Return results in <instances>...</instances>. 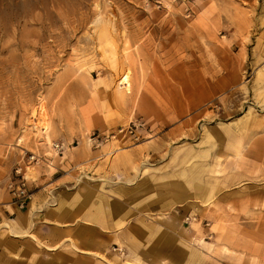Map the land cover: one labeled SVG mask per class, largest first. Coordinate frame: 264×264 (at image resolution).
<instances>
[{"label": "rangeland", "instance_id": "374dc122", "mask_svg": "<svg viewBox=\"0 0 264 264\" xmlns=\"http://www.w3.org/2000/svg\"><path fill=\"white\" fill-rule=\"evenodd\" d=\"M131 181L151 237L84 264H264V0H0V239Z\"/></svg>", "mask_w": 264, "mask_h": 264}, {"label": "crops", "instance_id": "0c3cea01", "mask_svg": "<svg viewBox=\"0 0 264 264\" xmlns=\"http://www.w3.org/2000/svg\"><path fill=\"white\" fill-rule=\"evenodd\" d=\"M135 184L133 181L131 183L116 182L115 191L107 193L104 201L100 199L99 203L94 201L90 211L85 210L84 200L80 199L77 192L76 195L72 190L60 189L62 197L59 205L56 204L50 209L45 208L39 214L32 216L25 215L24 211L18 212L13 218L16 222L14 228L9 225L18 235L10 234L7 229L8 233L0 239V257L2 256L1 260L4 261L3 263L0 260V264H36L31 263L30 260L33 250L37 249L32 241H39L41 246L53 250L55 254L59 252L58 248L65 246L63 248H67L73 256L71 259L73 264H84L85 251L92 250L101 254L107 250L109 244L115 241L124 244L125 237H134L137 241L141 239L143 243L144 238L151 236L147 234L145 227L136 221V216H133L132 196L122 191L123 188H131ZM177 202L174 199H168L171 205ZM172 221L178 223V220L173 218ZM28 241L30 244L27 245ZM137 241L132 242L130 248V252L136 258L132 249L137 248L141 253L148 252L143 246L138 247ZM163 248L164 244H158L157 254L167 253L172 255L173 259L177 258L175 249L172 252L170 250L166 252ZM9 254L13 255V259H10ZM64 259L68 261L67 258ZM56 264L61 263L56 262Z\"/></svg>", "mask_w": 264, "mask_h": 264}, {"label": "bare ground", "instance_id": "6f19581e", "mask_svg": "<svg viewBox=\"0 0 264 264\" xmlns=\"http://www.w3.org/2000/svg\"><path fill=\"white\" fill-rule=\"evenodd\" d=\"M120 85H122V88L125 90V91H128L130 90V86H131V83H130V79H129V75L128 73H123L122 76L120 77ZM32 119V118H31ZM6 225V224H5Z\"/></svg>", "mask_w": 264, "mask_h": 264}, {"label": "built area", "instance_id": "2783aa9c", "mask_svg": "<svg viewBox=\"0 0 264 264\" xmlns=\"http://www.w3.org/2000/svg\"><path fill=\"white\" fill-rule=\"evenodd\" d=\"M21 184H22V186H23L24 183L22 182Z\"/></svg>", "mask_w": 264, "mask_h": 264}]
</instances>
